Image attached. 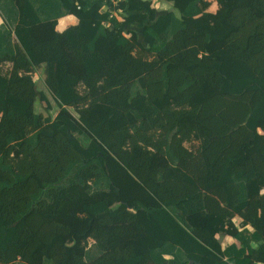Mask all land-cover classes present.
I'll return each mask as SVG.
<instances>
[{
  "label": "trees",
  "instance_id": "16d2710c",
  "mask_svg": "<svg viewBox=\"0 0 264 264\" xmlns=\"http://www.w3.org/2000/svg\"><path fill=\"white\" fill-rule=\"evenodd\" d=\"M166 1L0 0V264H264V0Z\"/></svg>",
  "mask_w": 264,
  "mask_h": 264
},
{
  "label": "crops",
  "instance_id": "0c3cea01",
  "mask_svg": "<svg viewBox=\"0 0 264 264\" xmlns=\"http://www.w3.org/2000/svg\"><path fill=\"white\" fill-rule=\"evenodd\" d=\"M149 1L151 2V6L158 13L165 12V11H168V10H172L173 9L172 8V2L171 1H166V0H149ZM212 2H211V4H212ZM216 8H217V5H216ZM123 10H124V7L122 9L121 15H117V19H122ZM77 21H78L77 18L74 15H72V14H66L64 16H61L57 20L56 30L57 31H62L65 28H67L68 26L73 25V24H76ZM1 22H2V18L0 17V23ZM43 86H44V84H43ZM44 88L47 89L45 86H44ZM34 109H35V103H34ZM35 111H36V109H35ZM36 112H39V113H41L43 115H46L44 113V111H42V108H41L40 111H36ZM56 112H55V114H56ZM234 221H235V223L237 225H240L239 218L234 219ZM247 228L250 230L249 227H247ZM217 238H219V241H220L222 247H225L226 245H229V244H235L237 247H239V241L236 238H234V237H231V236H228V235H217ZM252 244H254V243H252Z\"/></svg>",
  "mask_w": 264,
  "mask_h": 264
},
{
  "label": "rangeland",
  "instance_id": "374dc122",
  "mask_svg": "<svg viewBox=\"0 0 264 264\" xmlns=\"http://www.w3.org/2000/svg\"><path fill=\"white\" fill-rule=\"evenodd\" d=\"M216 9V4L213 1L212 4L210 5V7L208 8L209 11L211 12H215ZM121 12H118V14H120ZM34 80H35V87L38 90H42L45 95L47 96L49 103L51 102L53 105V108H46L45 103L43 101H35V109L36 111H40L42 108V111H44L45 114L51 116V118L55 115V112L57 111V108L54 107V103H53V99H52V95L50 92L47 91V89L44 88L43 86V80H42V76H41V72L40 70H37L36 73L33 76ZM44 105V106H43ZM190 147H192V149H196L197 148V143L195 144H191Z\"/></svg>",
  "mask_w": 264,
  "mask_h": 264
},
{
  "label": "built area",
  "instance_id": "2783aa9c",
  "mask_svg": "<svg viewBox=\"0 0 264 264\" xmlns=\"http://www.w3.org/2000/svg\"><path fill=\"white\" fill-rule=\"evenodd\" d=\"M127 0H107V4L101 9L103 12L108 13L109 18H117V15H121L122 7L121 4L125 3ZM118 12H121L118 14Z\"/></svg>",
  "mask_w": 264,
  "mask_h": 264
},
{
  "label": "water",
  "instance_id": "95a60500",
  "mask_svg": "<svg viewBox=\"0 0 264 264\" xmlns=\"http://www.w3.org/2000/svg\"><path fill=\"white\" fill-rule=\"evenodd\" d=\"M230 264H232V263H230Z\"/></svg>",
  "mask_w": 264,
  "mask_h": 264
}]
</instances>
